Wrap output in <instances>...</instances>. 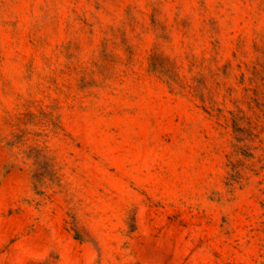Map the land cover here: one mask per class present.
I'll use <instances>...</instances> for the list:
<instances>
[{
	"label": "rangeland",
	"instance_id": "1",
	"mask_svg": "<svg viewBox=\"0 0 264 264\" xmlns=\"http://www.w3.org/2000/svg\"><path fill=\"white\" fill-rule=\"evenodd\" d=\"M0 264H264V0H0Z\"/></svg>",
	"mask_w": 264,
	"mask_h": 264
}]
</instances>
